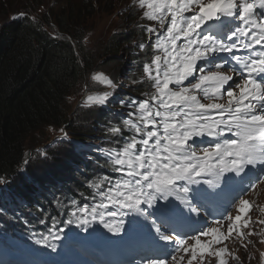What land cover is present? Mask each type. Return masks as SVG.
Here are the masks:
<instances>
[{"label": "snow or ice", "instance_id": "6c2138e0", "mask_svg": "<svg viewBox=\"0 0 264 264\" xmlns=\"http://www.w3.org/2000/svg\"><path fill=\"white\" fill-rule=\"evenodd\" d=\"M138 5L146 9L144 18L159 24V29L151 26L145 29L155 36L152 47L161 53L153 56L151 64L144 65V73L155 92L149 100L131 102L136 105L138 116L129 112L127 115L134 120H124V125L133 135L124 138L120 127L109 129L124 143L118 149L107 150L106 155L115 166L114 171L127 179L115 183L108 178L100 181H107L108 188L93 208V219L96 209H105L113 217L131 212L150 220L159 238L170 243L172 237L165 235L156 220L150 218L155 215L163 222L170 215H179L180 209L171 203L156 207L154 202L167 201L170 195L182 192L185 197L178 198L190 211H195L186 196L191 191L190 185L201 182L198 178L225 172L240 175L248 166H264V0H138ZM139 47L143 50L145 45ZM221 53L228 55L217 61ZM225 65L236 73L235 78L214 70ZM93 80L105 78L97 74ZM105 82L116 87L111 80ZM225 96L226 104L218 102ZM88 100L104 105L108 94L89 96ZM204 138L210 142L196 144L197 139ZM24 163L29 161L26 159ZM181 181L183 184H178ZM5 183L0 177V184ZM251 187L254 190L255 183ZM199 195L206 194L196 193L193 199ZM111 205L126 211H112ZM252 207L253 203L247 199L238 201V214L227 217L231 221L229 237L234 231L243 235L238 229ZM152 208L155 212L147 211ZM104 215L99 213L102 222ZM106 226L119 230L107 223ZM248 226L249 222L244 221L243 227ZM201 235L211 236L215 243L227 238L214 227ZM189 240L194 243L189 244ZM211 247L212 242L202 243L200 236H189L177 244L179 260L176 255L172 260L185 264L187 258L186 264H194L197 256L202 261L205 254L224 255V250L209 251ZM219 264L226 262L220 259Z\"/></svg>", "mask_w": 264, "mask_h": 264}, {"label": "trees", "instance_id": "16d2710c", "mask_svg": "<svg viewBox=\"0 0 264 264\" xmlns=\"http://www.w3.org/2000/svg\"><path fill=\"white\" fill-rule=\"evenodd\" d=\"M90 5L83 2L77 9L73 3H55L49 15L34 19L31 10L38 7L27 2L24 13L7 19L9 11L15 12L17 6L0 0V177L7 181L0 190V215L6 217H0V241L18 243L17 232L23 237L47 235L51 229L64 226L73 212L77 214L75 220H83L82 216L93 213L107 191L108 182L100 181L108 178L115 183L124 178L114 171L106 155L107 150L122 147L124 139L113 136L109 129L120 127L124 138L134 134L124 125V120H134L126 115V108L135 113L136 105L131 102L142 101L140 95L150 97L152 81L144 73V65L151 64L156 54L154 39L147 38L145 23L139 30H124L108 40L103 52L109 59L140 39L145 47L140 53L125 52L133 62L127 72L132 84L123 101L104 107L101 116L90 112L85 124L80 110L70 114L69 97L96 65L94 55L86 48L82 23L83 13L91 16ZM53 25L59 35L47 30ZM78 118L83 120L80 126ZM62 126L72 140L63 146L68 149L53 157L54 164L51 166L47 159L25 164L38 135L47 127ZM81 142L99 143L103 149L91 146L86 150ZM25 170L28 173L23 175Z\"/></svg>", "mask_w": 264, "mask_h": 264}, {"label": "rangeland", "instance_id": "374dc122", "mask_svg": "<svg viewBox=\"0 0 264 264\" xmlns=\"http://www.w3.org/2000/svg\"><path fill=\"white\" fill-rule=\"evenodd\" d=\"M14 6H17L15 12H11V15L7 17V19L13 18L14 15H18L19 13H24V5L28 2L29 5L34 7H38L36 10H31V16L36 19L38 16H42L43 14H50V10L52 6L56 3L57 5L73 3V8L79 9L83 2L90 3L92 12L91 16L83 13L85 18L82 19V23L85 24V45L86 48L94 55L96 59V65L94 69H92L85 79L79 84V86L72 92L69 97V105L71 107L70 114L76 113L77 110H80V114L87 124L88 120L85 116H87L90 112H95L99 114L104 107H111L119 102L123 101L124 95L126 91L129 90V87L132 83L128 82L127 72L128 68L131 67L129 64L133 62L131 55H126V51H134L137 50L138 53L141 48L139 47L142 43V40H138L134 45H129L126 47L124 51L120 54L115 55L110 58L104 54V48L107 44L108 40L115 34H118L124 30H139L142 25L145 23L148 24V27H154L159 29V24L156 21H150L144 18L143 13L146 9H142L138 5V0L134 2V0H9ZM83 18V17H82ZM137 19V20H136ZM3 21V20H2ZM137 24H140L137 26ZM49 32L53 36L59 35L58 28L54 25L52 27L47 28ZM152 37L155 40V36L152 34H147V38ZM155 51V50H154ZM140 53V52H139ZM156 54H161L157 53ZM239 54V53H238ZM228 54L221 53L217 57V61H222L227 57ZM109 59V60H107ZM106 60V61H105ZM216 71L225 72V74L236 77V73L232 72L228 65H225L221 69H214ZM101 74L105 80H111L115 88L109 86L105 80L97 81L93 80V76ZM171 87V86H170ZM148 96H151L155 89L150 87ZM108 94V101L104 105H98L93 102H89L88 97H99ZM145 95H140L143 100H149V98L144 97ZM147 96V95H146ZM204 103H208V101H202ZM150 103H153L150 101ZM154 106V103H153ZM116 108V107H115ZM129 109L126 108V113L128 114ZM78 113V112H77ZM103 113V112H102ZM100 113V116L102 115ZM136 113V111H135ZM126 114V115H127ZM137 114V113H136ZM125 115V117H127ZM79 119V118H78ZM82 118L77 122L78 126L82 122ZM84 124V125H85ZM63 129V132L61 131ZM64 133H67V138H64ZM230 137V134H227ZM221 140L224 137L220 138ZM72 140L70 133L67 132V128L65 126L55 128V127H47L44 129L43 133L39 134L36 142L37 145L33 148L28 161L29 164L38 161L47 159L50 161L51 166L54 164L51 162L53 157L57 153H62L68 148H63L66 144V141ZM208 141V138H204L203 140L197 139V142H201L205 144ZM81 145L84 149L88 150V148L98 147L99 149H103L99 143L95 142H81ZM200 145V144H199ZM85 156V155H84ZM112 166H114L112 164ZM264 167V166H263ZM251 168V166H250ZM24 170V169H23ZM22 170V171H23ZM26 171V170H25ZM24 173L23 175L27 174ZM235 173L233 172H225L219 176L214 174L207 175L213 180L220 184L224 183L226 178V182L222 185L221 190L219 189L218 201L212 198L213 191L212 189H216L213 183H205L204 181H209L208 178H202L199 184H196L193 189L187 194L186 199L191 201V206L195 208V211L201 210L205 204H217L218 214H220V219H216V221H221L222 224H217L216 221H208L214 218V207H210V214L204 211H198L187 214V218L191 221H197L203 219L205 223L200 226V229H197V225L194 222H188L186 220L185 215L186 212L190 211L189 206L185 203L180 202L181 199L178 197H185V194L182 192L174 193L170 195L167 201H163L164 203H171L180 209L179 215H171L173 217V223L169 217H167L163 222L158 219L156 216L154 220H156L157 225L161 227V230L165 235H169L172 237V241L170 243L156 240L155 237L158 235L155 232L154 228H148L144 226L143 222L140 223V228L147 229V232L144 233L145 230H140L141 236L144 233V236L137 243L141 246L149 244L146 246V249L142 250L141 254L130 253V250L133 248L131 246H135L134 242H131L128 238L130 234L126 231V229L120 230L118 233H103L102 237L105 242L108 243V246L111 247L114 237L118 236V234L124 237L125 244L122 241V238H116L114 242L111 252H112V263L117 262L120 264L121 261H125V263H133L137 264H149L150 261H164V264H178L177 261L172 260V256L176 255L178 260L180 256V252L177 250V244L181 240L180 237L184 235L190 236H200L201 242H212V247L209 249L211 252H215L218 250H224V255L222 257H217L215 255L205 254L203 260L197 256V260L194 264H219L220 259H224L226 264H264V172H256L253 173L250 170L245 169L243 175L244 177L239 178L237 174L233 178H230ZM26 183L29 180L27 176H25ZM255 183L256 190L252 191V195L250 196L251 186ZM262 183V184H260ZM6 184H1L0 190L5 188ZM15 191V190H14ZM222 191V192H221ZM196 193L206 194L199 195L193 199V196ZM243 198L247 199L253 203V209L250 210L247 216L244 217V221L249 222L248 227H243L244 221H241L239 226V232L243 233V235H237V232L234 231L232 235L228 236V225L231 221L226 220L228 215L230 214L232 217H235L238 207V201ZM208 199V200H207ZM207 200V201H206ZM205 201V204H204ZM221 211V212H219ZM154 212V211H151ZM2 218H6L5 215H0ZM152 218V217H151ZM152 225V224H151ZM200 225V224H198ZM209 227H214L220 229V232L224 234L226 239L222 243H215L212 240L211 236H203L201 235L202 231H207ZM109 230V229H107ZM187 232V233H186ZM251 233V234H249ZM138 236H136L137 239ZM179 237V238H177ZM186 240V239H185ZM153 241V242H152ZM99 242V243H98ZM106 243L99 240L96 242V246L98 249H102L103 254L105 255L108 250ZM189 244H193L194 241L190 240ZM106 250V251H105ZM31 253H35V249H30ZM132 254V258L129 261L125 260V258L129 257ZM128 255V256H127ZM56 259V260H55ZM185 258V264H186ZM75 260L78 264H86L81 257L76 258ZM46 263H49L48 260H44ZM43 261V262H44ZM57 261V262H56ZM59 261V262H58ZM53 264H68L65 263L60 257H53ZM88 264H92L88 261Z\"/></svg>", "mask_w": 264, "mask_h": 264}, {"label": "bare ground", "instance_id": "6f19581e", "mask_svg": "<svg viewBox=\"0 0 264 264\" xmlns=\"http://www.w3.org/2000/svg\"><path fill=\"white\" fill-rule=\"evenodd\" d=\"M14 10L13 9H11L9 12L11 13V12H13ZM22 13H19V15H21ZM213 27H217L216 25H213ZM227 29H225V31H226ZM129 66H130V64H129ZM129 69H130V67L128 68V71H129ZM237 92H238V90H236ZM202 101H207V100H202ZM218 102H220V103H227V97L225 96V97H223L221 100H219ZM133 107H131L130 109H132ZM138 114V113H137ZM208 142H210L209 141V139H208ZM199 145V144H198ZM201 145V144H200ZM247 170H250V166H248L247 167ZM257 172H263V171H261V170H259V169H257ZM238 177L239 178H242V177H244L243 175H238ZM225 182H226V180H224ZM260 184H262V183H260ZM215 188H219L220 190H221V187H222V185L220 184V183H218L217 181H216V185L214 186ZM256 190V187H255V189H254V191ZM252 191H253V188L251 187V192H250V196L252 195L251 193H252ZM222 192V191H221ZM80 208V207H79ZM252 209H253V207H252ZM251 209V210H252ZM70 211H72V210H70ZM74 211V210H73ZM74 213V212H73ZM81 214H83L82 212H80ZM58 216V215H57ZM83 217V216H82ZM53 220V219H52ZM199 226H202V223L199 225ZM51 227V226H50ZM199 229H200V227H199ZM39 230H41V229H39ZM38 230V231H39ZM39 232H41V231H39ZM187 233V232H186ZM43 234V233H42ZM120 235V234H119ZM190 241V240H189ZM188 241V242H189ZM99 243V242H98ZM102 243V242H101ZM76 258H78V257H76ZM56 260V259H55ZM45 262V261H44ZM57 262V261H56ZM59 262V261H58ZM30 264H32V263H30Z\"/></svg>", "mask_w": 264, "mask_h": 264}]
</instances>
